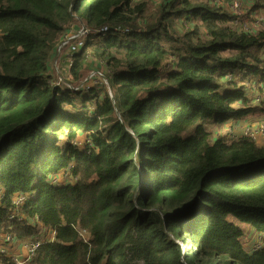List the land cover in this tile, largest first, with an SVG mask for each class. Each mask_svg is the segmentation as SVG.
I'll use <instances>...</instances> for the list:
<instances>
[{
  "label": "trees",
  "instance_id": "trees-1",
  "mask_svg": "<svg viewBox=\"0 0 264 264\" xmlns=\"http://www.w3.org/2000/svg\"><path fill=\"white\" fill-rule=\"evenodd\" d=\"M72 1L0 0V233L54 230L33 264H264V145L211 129L264 114V0Z\"/></svg>",
  "mask_w": 264,
  "mask_h": 264
},
{
  "label": "rangeland",
  "instance_id": "rangeland-1",
  "mask_svg": "<svg viewBox=\"0 0 264 264\" xmlns=\"http://www.w3.org/2000/svg\"><path fill=\"white\" fill-rule=\"evenodd\" d=\"M154 1L156 4H158L161 0H154ZM246 3H247V5H249L251 3V1L246 0ZM239 10L241 12L240 2H239ZM238 14H240V13H238ZM148 15H152V14L149 13ZM79 30H80V28H75L70 33H68L67 36L65 37V39L63 40V42L61 43V45L63 43H65L68 39H71L72 37H74L78 33ZM86 35L87 34H85L84 36H86ZM80 42L81 41H79L78 39L77 40L71 39L67 44H65V46L61 50L59 49L60 47L57 49V51L52 55V59H51V63H50V68H51L50 73L52 75H54L55 72L59 73V71H60L59 63L63 58L66 59L65 60L66 62L69 60H70V62L72 61V58L74 56L73 55L74 53L72 52L73 47L79 46ZM66 46H69V48L65 52ZM95 65H96L95 68H97V70H95L94 72L101 73L102 75L106 76V79H107V75L105 74L106 71L104 73V70H103L104 66H102L101 61L96 62ZM98 79L99 80L95 81V82H102V80H103L105 83V86L109 90L110 95L114 96L113 90L111 89L110 82L108 80L105 81L103 79V77H101V76H99ZM71 88H73V87H71ZM88 89H89L88 87H85L86 91H88ZM247 90H249L251 92L252 95L250 97H253V98H254L255 94L258 93L254 83H247ZM87 105L90 109H93L94 105H95V101H90ZM263 126H264V114H257V115L250 116V117L242 119V120L229 119L223 125L222 129H219L215 126H211V129H213L215 131V135L217 137L227 136L228 140H240L244 137H249V138H253L254 141H256L257 143L264 145V127ZM62 140H63V142H61V145L64 143V141H67L66 137H62ZM71 143H72V145H74L78 149H82V150L85 149L86 145L88 143H90L88 133L87 132L81 133L77 137V139L71 141ZM256 168L253 169V172H256V170H257ZM48 181L57 185V186L58 185L64 186L65 184H71V183L76 182V178L72 175L71 171L67 169V170H64L58 174H54V175L50 176ZM17 196H18L17 198H20V199H24L25 197H29V195H17ZM13 221L16 222L17 219L13 218ZM86 231H88V230L85 229V232ZM6 233L8 234V237L10 239H13L12 243L8 245L9 251H11L12 257L14 259H18L19 261L24 260L27 257H29L32 250L35 247H37L38 244L54 242L55 237H56L55 231L52 229H48V228L40 229L38 235L33 236V237L26 239V240H20L17 238L16 234H11L8 231L4 230L3 232L0 233V240L4 237L3 235ZM247 234L248 235L246 236V241L244 242V243H246V247L249 250H251L253 246L255 249H258V244L260 243L258 235L254 234V232L250 231L249 229H247ZM178 243L184 247V245L181 241H179ZM252 251L253 250H251L250 252H252ZM255 251H258V250H255Z\"/></svg>",
  "mask_w": 264,
  "mask_h": 264
},
{
  "label": "built area",
  "instance_id": "built-area-1",
  "mask_svg": "<svg viewBox=\"0 0 264 264\" xmlns=\"http://www.w3.org/2000/svg\"><path fill=\"white\" fill-rule=\"evenodd\" d=\"M233 10L236 12V13H239V4L236 3L234 6H233ZM88 33V31H87ZM82 42V41H81ZM97 77V76H95ZM94 78V77H92ZM90 80H87L86 82H88ZM23 202V199H20V198H17L16 199V203H21ZM12 218H16L18 221H22L23 220V216L19 215V214H16L14 215ZM4 237L0 240V249L3 253H8L9 252V248H8V245L12 243L13 239H10L8 237V234H4L3 235ZM41 244V243H40ZM40 244L37 245V247H35L32 252L30 253V256L34 253V251L40 246ZM262 248V245L261 243L258 244V249H261ZM29 257H27L26 259L24 260H21L19 261L18 259H13V261L16 263V264H32L29 260Z\"/></svg>",
  "mask_w": 264,
  "mask_h": 264
},
{
  "label": "water",
  "instance_id": "water-1",
  "mask_svg": "<svg viewBox=\"0 0 264 264\" xmlns=\"http://www.w3.org/2000/svg\"><path fill=\"white\" fill-rule=\"evenodd\" d=\"M76 0H73L72 2L74 3ZM79 21H80V23H81V27H80V30L78 31V33L74 36V37H72L71 39H78L79 41H81V40H83L84 39V35L85 34H87V26H86V24L81 20V19H79ZM71 39H68L65 43H63L61 46H59L60 48V50L65 46V44H67ZM95 76H101V77H103V79L105 80V81H107L108 80V78L106 79V76H104V75H102L101 73H99V72H92L88 77H87V79L86 80H84L82 83L84 84V83H86V81L87 80H90L92 77H95ZM110 87V86H109ZM110 89V88H109ZM112 98H113V100H115L114 99V96H112ZM119 117H120V119L122 120V118H121V116L119 115Z\"/></svg>",
  "mask_w": 264,
  "mask_h": 264
}]
</instances>
